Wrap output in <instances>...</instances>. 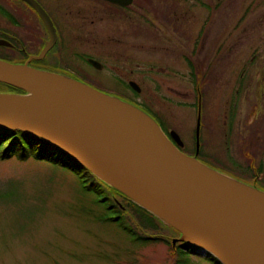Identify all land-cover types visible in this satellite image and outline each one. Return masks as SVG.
<instances>
[{
	"label": "rangeland",
	"instance_id": "rangeland-1",
	"mask_svg": "<svg viewBox=\"0 0 264 264\" xmlns=\"http://www.w3.org/2000/svg\"><path fill=\"white\" fill-rule=\"evenodd\" d=\"M189 6L184 35H169L171 42L140 41L127 21H105L108 30L91 46L126 55L116 64L134 70L135 100L179 135L186 155L194 152L198 123L199 150L210 164L264 188V0H221L204 35L200 9ZM5 184H19L22 194L0 202V264H212L194 251L182 256L172 244L134 239L105 220L112 215L97 197L57 165L0 157L1 191ZM149 236L178 238L166 228Z\"/></svg>",
	"mask_w": 264,
	"mask_h": 264
},
{
	"label": "water",
	"instance_id": "water-1",
	"mask_svg": "<svg viewBox=\"0 0 264 264\" xmlns=\"http://www.w3.org/2000/svg\"><path fill=\"white\" fill-rule=\"evenodd\" d=\"M50 47L51 40L34 59ZM0 84L22 92L0 93V131L37 137L68 155L177 231L173 248H194L219 264H264V192L197 159L198 123L189 156L176 132L167 136L140 108L73 79L0 60Z\"/></svg>",
	"mask_w": 264,
	"mask_h": 264
},
{
	"label": "flooded vegetation",
	"instance_id": "flooded-vegetation-1",
	"mask_svg": "<svg viewBox=\"0 0 264 264\" xmlns=\"http://www.w3.org/2000/svg\"><path fill=\"white\" fill-rule=\"evenodd\" d=\"M31 1L40 7L42 10L40 13L28 4L29 0H0V40L9 44L0 45V57H7L22 64L27 63L31 68L73 79L132 104L146 113L149 110L148 115L161 129V123L166 129L155 112L135 100V96L140 92L134 91L129 85L132 82L139 87L131 75L134 74V70L128 68L125 71V67L116 64L117 61L123 64L126 55L121 52L115 54V51L110 52L105 47L93 49L91 42L96 39L94 36L99 38L101 34L106 33L108 27L104 26L105 21L107 23L127 21L131 25L129 33L140 41L153 39L161 44L171 42L169 35H177L178 32L184 35L190 1L191 7L200 9L199 29L204 35L206 27L210 26V20L219 15L221 0H131L128 5L116 4L115 0ZM50 40L51 47L43 57L39 60L34 59L48 46ZM137 46L142 45L138 43ZM161 49L172 50L171 47L165 46H161ZM218 56L219 47L216 46L212 57L214 59ZM180 58L188 66L191 64H188L185 54H181ZM90 60L95 61L96 65H92ZM98 73H104L106 79L99 78ZM198 97L200 98L199 94ZM229 113L231 119L234 110ZM170 131L173 130L166 129L164 132L168 136ZM181 151L184 152V146ZM194 153L195 149L192 154L187 155L192 156ZM198 155H201L200 150ZM201 156L204 160L203 157L207 154L202 152ZM210 157L207 156L206 160H213ZM258 175L260 169L254 173L256 182ZM238 180L242 181L239 178ZM246 184L264 192L261 186Z\"/></svg>",
	"mask_w": 264,
	"mask_h": 264
},
{
	"label": "trees",
	"instance_id": "trees-1",
	"mask_svg": "<svg viewBox=\"0 0 264 264\" xmlns=\"http://www.w3.org/2000/svg\"><path fill=\"white\" fill-rule=\"evenodd\" d=\"M0 60L14 64L21 63L7 57H0ZM189 67L190 69L193 68L191 64H189ZM197 83L198 82L195 83L196 86ZM0 93L22 92L0 84ZM146 114H149V110ZM161 126L163 131H166L162 123ZM0 157L2 159L16 158L19 161H44L68 170L78 178L82 188L95 195L97 197V202L102 204L105 207V210L109 211L112 215L105 220L116 223L136 240L160 241L167 245H171L170 238L149 236L151 234L156 235L157 232L164 228L179 237L177 231L165 225L158 218L131 202L120 192L98 179L85 167L81 166L68 155L42 139L27 135L20 131H0ZM197 159L204 165L223 172V170H218L219 168L210 164L206 159L202 162L203 159L201 155H198ZM200 159H202V161ZM205 162L208 165L205 164ZM19 186V184L6 185L4 190H0V202H8L11 199L17 200L18 197L20 198V194L22 193L20 192ZM126 220L131 221V224L128 225ZM175 248L178 249L179 254L182 256L185 254H191V252L194 251V248H188L180 244H176ZM208 261L212 264H219V262L211 256L208 258ZM175 264L183 263L180 261Z\"/></svg>",
	"mask_w": 264,
	"mask_h": 264
}]
</instances>
